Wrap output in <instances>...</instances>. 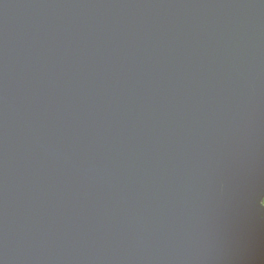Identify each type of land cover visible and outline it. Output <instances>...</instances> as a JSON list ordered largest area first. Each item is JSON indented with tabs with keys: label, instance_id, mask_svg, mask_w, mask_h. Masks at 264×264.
<instances>
[{
	"label": "water",
	"instance_id": "water-1",
	"mask_svg": "<svg viewBox=\"0 0 264 264\" xmlns=\"http://www.w3.org/2000/svg\"><path fill=\"white\" fill-rule=\"evenodd\" d=\"M264 0H0V264H264Z\"/></svg>",
	"mask_w": 264,
	"mask_h": 264
},
{
	"label": "snow or ice",
	"instance_id": "snow-or-ice-1",
	"mask_svg": "<svg viewBox=\"0 0 264 264\" xmlns=\"http://www.w3.org/2000/svg\"><path fill=\"white\" fill-rule=\"evenodd\" d=\"M260 202L264 203V201H260Z\"/></svg>",
	"mask_w": 264,
	"mask_h": 264
},
{
	"label": "trees",
	"instance_id": "trees-1",
	"mask_svg": "<svg viewBox=\"0 0 264 264\" xmlns=\"http://www.w3.org/2000/svg\"><path fill=\"white\" fill-rule=\"evenodd\" d=\"M264 201V200H263ZM263 206H264V203H263Z\"/></svg>",
	"mask_w": 264,
	"mask_h": 264
}]
</instances>
